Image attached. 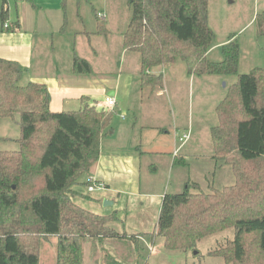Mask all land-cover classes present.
<instances>
[{
	"label": "trees",
	"instance_id": "trees-1",
	"mask_svg": "<svg viewBox=\"0 0 264 264\" xmlns=\"http://www.w3.org/2000/svg\"><path fill=\"white\" fill-rule=\"evenodd\" d=\"M127 5L131 13L122 49L139 56L142 89H161L162 76L153 69L178 60L189 76H237L215 107L218 123L210 129L212 159L230 166L234 184L205 194L190 192L199 186L186 182L181 193L164 194L154 235L166 250L188 251L205 237L233 229L224 248L209 254L224 264H264V69L238 75L239 45L232 39L221 46V61L208 58L215 38L208 0H127ZM7 16L8 2L1 0L3 24ZM255 21L258 36H264V12ZM96 22L98 34L106 35L104 20L96 17ZM72 69L91 74L78 56ZM23 74L18 63L0 58V118L18 116L20 130L18 149L0 151V264H38L40 244L49 237H56L55 264H83L88 240H127L137 264L139 234L116 231L115 212L96 214L74 200L80 197L76 186L87 191L90 185L82 177L97 162L114 113L86 99L76 111L53 112L46 88L21 85Z\"/></svg>",
	"mask_w": 264,
	"mask_h": 264
},
{
	"label": "crops",
	"instance_id": "crops-1",
	"mask_svg": "<svg viewBox=\"0 0 264 264\" xmlns=\"http://www.w3.org/2000/svg\"><path fill=\"white\" fill-rule=\"evenodd\" d=\"M83 2L84 5L88 3L87 0L14 1L12 11L8 3L7 20L10 19V22L4 23L9 27L5 28V24L0 23V58L14 61L24 68L21 85L37 83L46 88L49 108L53 112L76 111L80 109L82 99L95 102L97 109H104L107 108V97L114 98L116 102L114 108L108 109L119 115L129 113L137 105L141 106V111L145 110L143 106H150L153 115L142 112L145 117L151 116L155 121L149 125L141 120L137 126V116L128 120L122 115L118 117L120 121L110 123L100 140L99 158L82 179L91 178L104 185L102 190L94 191L101 195L99 202L94 203L101 204L107 200L113 206L123 199L121 196L129 199L149 198L153 204L157 202L154 199H158L156 215H159L165 190L162 183L160 192L152 188L145 190L142 187V170L145 161L149 160L152 161L148 164L150 171H155V175L159 167H165L169 172L171 169L172 172L175 165L187 163L189 155L184 154L183 150L192 134L190 120L182 125L185 131H189V139L180 144L178 138L183 133L178 130L179 118L172 116L169 128L158 122L162 121L158 109L163 108L164 103L167 107L168 100L174 109L172 103L178 102V98H174L175 91L169 89L166 66L152 71L161 74V89H142L139 82V56L122 49V33L129 20L121 37L114 40L111 36L112 13H79L78 9ZM92 9L96 12V8ZM96 17L104 20L106 35L98 34ZM74 56L89 63L91 74L73 72ZM145 98H152V103L148 101L150 105H146ZM160 134L171 135V141L164 140ZM107 140L111 142L104 147L103 142ZM175 161L179 163L175 164ZM190 180L187 182H192ZM152 182L153 179L150 180L151 186ZM185 183V180L182 181V185ZM129 203H125L126 208ZM114 212L118 217L119 210L115 209ZM149 237L151 240V235ZM89 242L92 241H86Z\"/></svg>",
	"mask_w": 264,
	"mask_h": 264
},
{
	"label": "rangeland",
	"instance_id": "rangeland-1",
	"mask_svg": "<svg viewBox=\"0 0 264 264\" xmlns=\"http://www.w3.org/2000/svg\"><path fill=\"white\" fill-rule=\"evenodd\" d=\"M87 1V4L84 5V2L81 4L78 9L79 13H94L92 7L96 8V13H112L111 36L114 40L121 37L131 13L127 0ZM7 2L12 11L14 0H7ZM262 12H264V0H208V25L215 35L208 58L215 62L221 61L220 48L229 39H232L231 41L239 45L238 75L247 74L256 67L264 69V36H258L255 21L256 15ZM5 21L9 23L10 19ZM167 70L169 89L175 91L174 98L177 97L178 102L172 103L174 109L171 107L170 100H168L167 107L164 103L163 108L158 109L162 116V121L158 122L169 128L168 126L172 124V116H177L180 119L177 122L178 130L182 134L188 132L183 129L182 125L187 124L186 122L190 120L192 134L183 150V153L189 157L185 165H175L172 172L171 169L169 172L165 167H159L157 175H155V171H150L148 164H151L152 161H145L142 170V187L144 186L145 190L152 188L154 191L160 192L159 188L162 183L165 190L163 194L181 193L184 189L182 181L187 182L191 179L190 181L197 182L200 191L190 189V192L207 194L211 192V187L220 190L225 186L233 185L235 179L230 166L212 159L210 129L217 126L218 123L215 107L225 97L227 89L236 82L237 76H189L181 60L176 61L174 65L166 66ZM138 88L136 87V89ZM171 100L173 101V99ZM144 101L146 105H150L148 101L152 103V98L150 100L145 98ZM143 108L145 110L141 111V106L137 105L129 113L121 115L128 120H133V116H137V126L141 120L148 125L155 122L151 116L145 117L142 113L153 115L149 109L150 106H143ZM167 108H169V113ZM121 115L114 113L111 123L115 124L120 121L118 117ZM19 135L18 116L0 118V151H16L18 146L15 141ZM162 137L166 141L172 139L171 135L163 134ZM110 142L111 140L104 141L103 146L105 147V144ZM151 179H153L152 186L150 185ZM74 190L80 195L74 199L75 202L85 210L105 216L113 213L115 209L119 210L118 220L112 224V227L120 233L139 234L142 241L139 240V246L142 251L137 264H224L221 258L213 257L209 253L214 250L221 251L225 243L233 238V229L203 238L194 250L169 251L163 247L162 239L154 235L158 216V214L156 215L158 199H154L157 202L153 204L149 198L129 199L126 196H121L123 199L115 202V205L104 207L103 202L101 204L94 203V201L99 202V198H101L98 191L89 192V194L83 186H76ZM127 201L130 203L126 208ZM149 235L155 239L153 244L150 243ZM109 242L85 243L83 264H106V261L109 262L110 259L112 261L116 259L118 264H136L133 257L135 252L129 241L112 240ZM250 243L249 239L247 248L252 254L255 252V246L253 247ZM55 248L56 237H49L42 241L38 264H55Z\"/></svg>",
	"mask_w": 264,
	"mask_h": 264
},
{
	"label": "built area",
	"instance_id": "built-area-1",
	"mask_svg": "<svg viewBox=\"0 0 264 264\" xmlns=\"http://www.w3.org/2000/svg\"><path fill=\"white\" fill-rule=\"evenodd\" d=\"M15 2H23V1H26V0H14ZM4 27H8L6 24L4 25ZM105 104L107 106V108L109 109H112L115 107L116 105V102L114 100V98L112 97H107L105 99ZM189 139V131L187 133H183L181 135V137L178 138V142L180 144H183L185 141H187ZM87 182L90 184L87 188V191L88 192H94L96 190H102L104 188V185L102 183H99L91 178H87Z\"/></svg>",
	"mask_w": 264,
	"mask_h": 264
},
{
	"label": "water",
	"instance_id": "water-1",
	"mask_svg": "<svg viewBox=\"0 0 264 264\" xmlns=\"http://www.w3.org/2000/svg\"><path fill=\"white\" fill-rule=\"evenodd\" d=\"M109 205H112V202L107 201V200H104V201H103V206H104V207L109 206Z\"/></svg>",
	"mask_w": 264,
	"mask_h": 264
}]
</instances>
